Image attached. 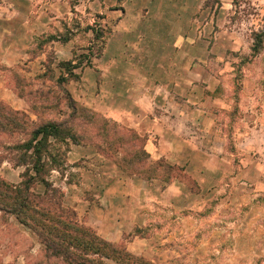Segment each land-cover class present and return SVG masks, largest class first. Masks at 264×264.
Wrapping results in <instances>:
<instances>
[{
	"label": "rangeland",
	"instance_id": "1",
	"mask_svg": "<svg viewBox=\"0 0 264 264\" xmlns=\"http://www.w3.org/2000/svg\"><path fill=\"white\" fill-rule=\"evenodd\" d=\"M162 1L17 0L14 16L0 20V102L37 125L63 122L75 130L78 144L59 145L60 166L46 178L62 194V204L100 238L108 222L115 229L109 231L114 241L107 242H126L132 255L130 243L147 240L134 248L146 255L134 256L152 264H264V172L244 171L240 179L228 176L201 191L179 167L162 161L160 168L146 158V131L126 124V111L137 101L128 88H143L139 76L146 72L150 84H161L155 66L148 65L175 55L165 48L174 36L154 12ZM193 6L167 0L166 9L186 25L195 15V57H208V65L190 69L195 99L207 95L209 74L220 77L216 95L226 90L230 105H253L264 115V49H252L254 34L264 31V0H205L202 15ZM186 7L190 13L181 12ZM152 27L158 30L151 39ZM22 139L0 135V178L14 185L24 168L14 165L5 148ZM173 178L186 192L161 205L160 192ZM43 191L37 185L33 192ZM138 210L142 221L134 222ZM0 264L61 263L45 259L36 236L0 213Z\"/></svg>",
	"mask_w": 264,
	"mask_h": 264
},
{
	"label": "crops",
	"instance_id": "2",
	"mask_svg": "<svg viewBox=\"0 0 264 264\" xmlns=\"http://www.w3.org/2000/svg\"><path fill=\"white\" fill-rule=\"evenodd\" d=\"M188 1L197 6L199 14L204 13L202 6L205 0H199L197 3ZM16 3L17 0H0V20L3 17L14 16L15 10L17 11ZM2 5L6 7L3 9ZM166 8L167 0H163L154 7V12L161 19L160 25L166 33L174 36V41H169V47L165 48L173 51L175 55L170 54L164 60L153 59L148 65L155 66L157 74L162 79L161 84H150L149 77L152 75L146 72L139 76V83L144 85L143 88L141 86L138 90L134 86L128 88L137 101L134 102L132 109L126 111V124L135 130L146 131L145 150L150 160L163 161L172 167H179L183 173L198 183L201 191L215 189L228 176L240 179L244 171H254V176H257L259 172H264V165H261L264 162L263 113L258 114L259 111L253 105L245 108L230 105L232 101L229 100L226 90L216 95L220 77L209 74L210 84L204 88L207 95L202 93V98L198 101L195 99L194 92L190 90L194 87V71L190 69L208 65L207 55L195 57L193 37L195 29L192 24L195 15L191 17V25H186L178 21L180 15L175 16L171 9L167 11ZM181 12L190 13V8L186 7ZM157 30L156 27L149 28V38L152 39V34ZM13 48L16 46L12 44L8 57H13L11 53ZM179 69H182V75H178ZM184 83L187 88L180 89L179 84ZM168 84L170 89L167 87ZM242 94L252 102L256 101V97L251 96V93ZM147 99L149 104H143ZM173 99H186L184 100L186 104L173 105ZM184 189V184L173 178L160 192V204H163V200L167 202L179 198L186 192ZM211 193H214V190ZM133 216L134 222L142 221L140 210L134 212ZM106 223L108 230L99 233L104 240L114 241L110 238L109 231H114L115 227L110 225L112 229H109L110 226L108 222ZM119 238L121 239V236ZM146 242L144 239H135L129 245L132 250H129L134 255L145 256V250L135 251L134 248L136 245L144 246Z\"/></svg>",
	"mask_w": 264,
	"mask_h": 264
},
{
	"label": "trees",
	"instance_id": "3",
	"mask_svg": "<svg viewBox=\"0 0 264 264\" xmlns=\"http://www.w3.org/2000/svg\"><path fill=\"white\" fill-rule=\"evenodd\" d=\"M253 37V52L259 53L264 49V31ZM70 104L76 112V105L71 100ZM0 135L24 136L5 148L11 154L10 160L24 172L15 185L0 178V213L14 217L36 236L45 259L61 264H152L135 257L123 245L107 242L80 223L76 212L62 204V194L46 178L60 166L59 145L78 144L72 127L63 122L37 125L24 112L13 111L0 102ZM143 153L149 157L145 146ZM157 166L164 164L158 161ZM37 185L44 188L42 194L33 192Z\"/></svg>",
	"mask_w": 264,
	"mask_h": 264
}]
</instances>
